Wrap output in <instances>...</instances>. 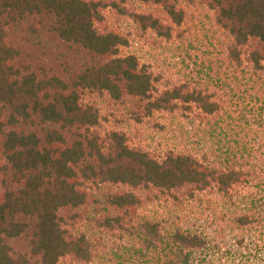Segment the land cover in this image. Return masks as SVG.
I'll list each match as a JSON object with an SVG mask.
<instances>
[{"label":"trees","instance_id":"1","mask_svg":"<svg viewBox=\"0 0 264 264\" xmlns=\"http://www.w3.org/2000/svg\"><path fill=\"white\" fill-rule=\"evenodd\" d=\"M0 264H264V0H0Z\"/></svg>","mask_w":264,"mask_h":264},{"label":"rangeland","instance_id":"2","mask_svg":"<svg viewBox=\"0 0 264 264\" xmlns=\"http://www.w3.org/2000/svg\"><path fill=\"white\" fill-rule=\"evenodd\" d=\"M195 57V55H194ZM149 58L155 62L156 67H161L165 73L173 77H183L191 76V74H200L201 76H207V73L212 74L211 71L207 68L206 64L204 65L205 69H202V63L200 59L196 61L193 60L187 53L176 46V44L168 43L166 45L160 46L155 50L152 49ZM197 70H202L200 73H196ZM197 76V75H196ZM199 77V76H197ZM222 78L219 74L216 75L215 79ZM159 130L162 133H167V129L159 127Z\"/></svg>","mask_w":264,"mask_h":264}]
</instances>
